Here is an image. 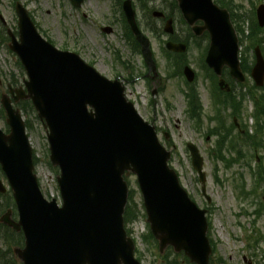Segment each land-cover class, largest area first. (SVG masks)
<instances>
[{"label": "water", "instance_id": "95a60500", "mask_svg": "<svg viewBox=\"0 0 264 264\" xmlns=\"http://www.w3.org/2000/svg\"><path fill=\"white\" fill-rule=\"evenodd\" d=\"M71 1L76 6L83 2ZM177 1L197 36L210 33V67L221 75L228 66L231 76L244 82L239 38L229 11L213 0ZM124 10L150 73L157 75L150 42L138 28L131 0L125 1ZM17 11L20 41L13 40L11 48L19 55L28 80L26 90L13 96L15 101L31 99L47 130L50 160L61 171L58 183L63 202L59 206L56 199L48 201L40 191L25 122L10 97L3 95L11 130L6 134L0 128V163L14 192L19 222L11 219L10 212L2 221L24 232L25 246L15 250L19 259L23 264H141L135 258V243L125 230L128 186L123 176L128 171L138 176L148 222L161 251L172 245L198 264H208L211 248L206 237V211L200 210L180 185L176 172L168 166L170 152L159 142L155 127L127 100L122 83L106 78L78 54L54 47L42 38L22 5ZM257 16L264 27V5ZM199 21L203 25H196ZM165 29L173 32L172 19ZM168 48L176 52L187 49L185 44L172 42ZM255 52L252 76L262 86L264 57L259 47ZM185 73L194 80L189 67ZM220 84L228 87L224 80ZM188 147L205 183L203 158L194 144Z\"/></svg>", "mask_w": 264, "mask_h": 264}, {"label": "rangeland", "instance_id": "374dc122", "mask_svg": "<svg viewBox=\"0 0 264 264\" xmlns=\"http://www.w3.org/2000/svg\"><path fill=\"white\" fill-rule=\"evenodd\" d=\"M19 1L29 10L40 33L46 39L52 40L54 46L61 50L65 49L78 53L82 59L89 64L93 63L94 67L109 79L119 77L118 79L123 81L126 86L128 99L135 103L142 117L150 123L154 120V124L160 128V140L172 151L171 165L178 171L182 185L201 208L208 210L210 235L218 243L212 264H249L250 260L252 264H264V210L260 209L259 202L261 199L258 198L257 202V197L251 194L248 195V198H242V192L238 188L243 184L242 173L245 175L247 192L255 188L256 183L246 168L247 160L242 158L243 156L239 163L228 168L229 165L225 166V162L217 161L211 154V151L216 147V141L222 137L210 136L211 139L207 140L206 130L211 126H217L220 129L223 127L219 122L211 123L212 119L218 121L217 115L222 110L213 107L211 82L207 79V72L202 66V53L207 42L190 36L186 24L179 15L178 8L173 6L174 0H133L137 5L143 4L145 1L150 7L148 13L147 10L138 9L137 11L139 22L152 42L154 57L161 76L158 81L153 80V82H149L144 77L148 69L142 54L132 53L127 46L123 36L121 9L119 5L117 6L119 0L117 4L115 0H85L84 5L79 9L75 8L69 0ZM260 4H264V0H234L236 7H244L240 8L241 12L239 13L242 14L246 10V13L251 17L250 20L239 24L245 31V37L249 35L251 20L254 21V16L250 13L256 12ZM14 5V0H0V12L7 21V27L12 30L18 22ZM155 10L166 11L169 15L173 14L176 32L179 33L180 37H186L191 44L186 55L177 58L176 61L180 63L179 61L187 59L198 74V82L192 84L191 89H196L199 101L205 109L203 125L199 124L198 120L192 121L186 115L187 99L184 94L186 89L184 78L169 76L176 71L163 51V46L170 36L166 33L158 36L156 31H151V27L154 29L158 27L163 31L165 25V21L152 17ZM106 26L112 27L114 32L105 34L102 30ZM261 36L264 38V30ZM247 45L248 42H245L244 46L241 47V50L245 48L243 62L246 65L249 64L248 59L251 60V57H254L253 50L246 49ZM130 73L131 76H134V80L130 78L131 81H129ZM247 76L249 79L248 86L246 88L239 86L237 91L242 89L247 92L249 87H252L253 80L250 78V74ZM0 79L3 82L0 94L6 91L7 83L11 84L15 81L18 88L22 87L24 80L27 79L25 70L19 66L17 56L9 50L8 44L1 42ZM263 89L256 90L253 88V92H257L259 96L260 106L264 105ZM154 90L156 93L153 95ZM193 97L194 102H197L195 96ZM253 111L254 105L250 99H247L244 102L243 117L239 122L242 121L247 124L249 132L254 131L257 119L264 121L263 116L252 117ZM222 114L224 123H232L233 116L238 115V112L230 109L228 112L224 110ZM24 117L25 119L30 118L33 125L28 133L34 154L38 159L36 173L40 180L41 189L48 199L55 198L60 201L57 183L59 170L50 163L46 131L42 127L35 110L32 111L28 108V113H24ZM5 120V118L0 119V126L6 130ZM164 131L171 133L169 140L164 138ZM188 142H194L204 155V170L208 176L207 194L211 197V203L207 202L202 193L198 174L192 167L191 157L187 150ZM170 145L171 147H169ZM243 145H239L238 148L243 150ZM248 146L246 149L244 148V151H246L247 156H251L254 150L249 149ZM263 148L258 150V156L264 157ZM236 154L235 152L234 155ZM223 155L227 159L232 157L231 153L227 151ZM215 168L219 169V183L215 180ZM128 182L130 188L135 192V200L142 207V194L136 176L128 175ZM4 183L5 185L8 184L6 180ZM256 208L263 211L261 216L255 213ZM142 212L145 216L128 225L131 236L137 243L136 256L142 259V263L169 264V262L175 261V264H188L182 256L177 257L174 251L168 254L167 259L163 258L164 255H161L158 243L148 239L151 230L145 210L143 209Z\"/></svg>", "mask_w": 264, "mask_h": 264}, {"label": "trees", "instance_id": "16d2710c", "mask_svg": "<svg viewBox=\"0 0 264 264\" xmlns=\"http://www.w3.org/2000/svg\"><path fill=\"white\" fill-rule=\"evenodd\" d=\"M215 1L220 6L228 8L230 10L234 23L236 22L239 32L242 33V35H243L242 43L248 42L246 49L247 48L253 49L257 45H260L264 49V38L261 36L264 29L259 27V25L255 19V12L254 11H252V13H250L254 16V21L251 20L252 24L249 27V35L247 37H245V35H244L245 31L243 28H241L239 26V24L244 23L247 20H250L251 17L246 13V10H244L242 14L239 13V12H241L240 8H244V7H242V6L236 7L234 5V0H215ZM173 4H174L173 5L174 8L177 7V3L175 0H174ZM141 6H142L144 11L147 10V13L149 12L150 7L148 6L147 2L143 1V4L141 3ZM124 24H125V28H126V36L130 40L129 42L132 44L133 50L137 51V49L139 48V44L137 43L134 35L132 34V32L130 30V27L128 26V24L125 20H124ZM244 69H246V70L249 69V64L246 65L244 63ZM192 94H194L193 96H195L197 102H194V97L192 96ZM188 96L190 99L189 112L194 116L200 114L201 103L199 101L198 94H197L196 90L191 89V94H189ZM28 108L32 111L34 110L32 103L30 101H25L22 105V109L24 110V112L28 113ZM1 113L3 114V111ZM28 127L32 128L29 121H28ZM233 161L239 162L240 159L239 158L233 159ZM259 176H261L262 179H264V170H262V167H260V169H259ZM140 215H141V211L139 209V205L135 202L133 196H130L129 204L126 208V213H125L126 224H129V223H132V222L138 220ZM9 252L11 254V250H9ZM4 253H2V254H4V257H5V259L3 260V262L5 264H17L15 258L12 257V254H11V258H9V257H7V252H4Z\"/></svg>", "mask_w": 264, "mask_h": 264}, {"label": "flooded vegetation", "instance_id": "af4514ba", "mask_svg": "<svg viewBox=\"0 0 264 264\" xmlns=\"http://www.w3.org/2000/svg\"><path fill=\"white\" fill-rule=\"evenodd\" d=\"M0 21L1 22H3V19H2V17L0 16ZM4 24V23H3ZM236 92V89L234 90V93ZM235 126H236V129L237 130H239L240 132H243V133H245V125H244V123H241V122H236L235 123ZM218 131V130H217ZM208 139H210V137L208 138ZM2 200H3V197H2ZM8 210V209H7ZM6 210V211H7ZM5 211V212H6ZM4 214V212H2V208H1V204H0V218H1V216ZM13 215H14V213H13ZM14 217V216H13ZM4 229H6V227H5V225L4 224H0V230H4ZM2 235V233H1V231H0V236ZM2 256H4V255H2ZM0 259H1V255H0ZM249 264H252V261H249Z\"/></svg>", "mask_w": 264, "mask_h": 264}]
</instances>
